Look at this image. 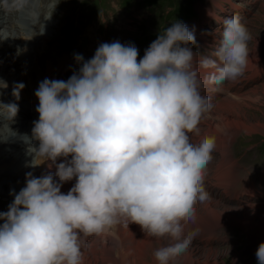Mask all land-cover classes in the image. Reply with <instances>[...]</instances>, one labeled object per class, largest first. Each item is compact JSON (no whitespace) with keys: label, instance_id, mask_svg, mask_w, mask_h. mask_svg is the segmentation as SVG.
<instances>
[{"label":"clouds","instance_id":"9594fccd","mask_svg":"<svg viewBox=\"0 0 264 264\" xmlns=\"http://www.w3.org/2000/svg\"><path fill=\"white\" fill-rule=\"evenodd\" d=\"M251 38L232 13L223 16L215 51L194 50L196 33L176 20L139 57L133 42H102L94 55L76 54L79 68L65 79L44 78L35 89L33 158L48 162L0 211V264H83L81 238L116 224H138L149 236L171 234L155 249L160 264L185 250L204 186L215 138H193L212 103L202 79H236L248 59ZM199 55L201 74L193 68ZM19 82L13 95L19 99ZM9 118L18 105L0 102ZM62 158V159H61ZM75 179L65 193L63 184ZM264 264V241L255 252Z\"/></svg>","mask_w":264,"mask_h":264},{"label":"bare ground","instance_id":"6f19581e","mask_svg":"<svg viewBox=\"0 0 264 264\" xmlns=\"http://www.w3.org/2000/svg\"><path fill=\"white\" fill-rule=\"evenodd\" d=\"M28 1L29 0H0V102L9 103L10 101H5V97L9 96L13 99L11 102L15 103L16 97L9 92L13 91V88L19 82H23L25 85L23 89L20 90L19 94V100L22 102L20 104L16 103L18 105V112L15 118H9L7 110L0 105V109L3 107V110H0V194L4 193L8 196L6 198L7 200H5L8 201V203H11L14 199V195L11 194V191L14 189L18 192L20 188L24 186L25 174L27 172L31 171L34 175L39 176L43 172H55L56 170L55 167L49 169L48 162H44L41 157L36 156L33 158L34 148L32 145L37 142L31 141L30 137L33 121H35L38 116V113L35 111V106L38 104V100L34 92L38 87L39 81H37V83L35 79L31 81L30 75L32 73L30 71H23L20 74L18 72L19 70L16 68L18 65L17 62H19L20 59L16 60L14 58L18 49L24 51L23 53L29 58L30 51L26 49L34 48L35 45V42H32V40H30V43L28 41L31 30H27L26 36L24 33L25 28L20 22H18L22 19L25 21L23 22L25 24L28 22V24L31 25L32 23V20L28 19L29 14L27 11L28 8L26 7ZM254 1L256 2L257 0ZM30 2L28 6L30 5ZM5 4L9 8L10 17H7L6 12H3ZM44 10L45 8L41 7V11L44 12ZM32 27H34V25ZM48 32V26H45L41 31V36L44 40L48 38ZM210 34V32L205 33V35L208 36H210ZM197 40L198 42L200 41L199 37ZM25 45L27 46L25 47ZM35 48L36 56L38 57L40 51L38 47ZM94 52L95 51H93V53ZM254 61L255 59L248 58L247 66H250ZM20 62L21 63L19 64L24 65L28 63L27 65H29V60ZM198 65L199 64L196 61L193 62V68L198 70L202 77L204 70L202 67H198ZM251 71L254 75L255 72L253 70ZM50 72V79H55L53 71L50 70ZM244 76L245 78L243 79L249 78V75ZM225 81L219 82V84L224 87L228 80ZM206 82L209 81L202 79L201 86L203 89L206 88L204 86L209 85L206 84ZM210 89L211 88L209 87L208 90L210 91ZM247 96L249 95L247 94ZM33 99L36 100V102H34ZM222 99L223 97L221 94L217 95L216 99H212L211 105L205 108L199 119L198 125L195 127L192 134L193 138L197 135L202 136L205 134L217 137L220 141L215 140L214 151L218 152L220 157L218 159V157H213L212 155V159L206 166L205 178L208 176V166L213 163V161L215 163V168L212 174L213 180L205 179L207 185H204L206 191L208 193L211 192L209 194L210 198L204 202H197L196 218L195 220L185 218V228L188 227L189 230L200 231L223 222H230L246 229L248 233L253 234L257 240L259 239L262 242L264 241V200L261 199L264 197V193L255 189L253 192L257 194V196L250 199L246 198L244 205H241L240 207L233 205V203H225L227 197L232 193V188L234 187L233 183L237 179L236 173L238 167L237 159L233 157L232 148L231 145H229L233 140V135L227 132L236 131V126H238L236 124L242 123L241 118L242 115H244V112L242 110L243 106L237 102L239 100L235 101L228 98L224 99L225 103L220 104ZM24 100H26V102H24ZM27 102L34 105L33 113L29 110L30 105L28 108L26 107ZM243 125L245 128L244 131H246L247 134L257 131L260 126L259 124V126ZM227 145L229 146L225 148ZM74 183L75 179L65 182L61 191L66 193ZM220 189H223V191ZM222 197L224 198V203L222 202ZM251 199H255L256 201ZM132 225L130 228L128 226L120 228L119 226L115 227V225H113L104 232L91 250L94 252L101 251V253H97L96 256H91V252L87 246V238H92L95 234L82 236L81 251L83 253V264H116V261L109 258L106 254L109 250L113 251L117 248H119L117 252L118 255L112 256L122 260L121 264H152L146 263L140 259L142 256H148V254H144L146 253L145 250L151 247L153 248L154 243L159 247L163 244V238H169V240L174 239V237L172 238L169 234H165L164 237L149 236L138 224L132 223ZM254 227H256V229H254ZM114 241H117V243L114 244ZM98 244L99 246H97ZM106 248L109 250L105 251ZM103 250L105 252H102ZM185 250L187 251L186 256L190 262L189 264H198L199 259H202L203 253L199 247L190 245ZM154 252L152 255H154ZM213 255L214 253H212V256ZM172 258L174 259V257ZM179 261L180 260L178 259V262ZM203 261L206 263L205 260ZM218 262L220 263V261ZM157 263H159V261ZM169 263L170 259L166 264Z\"/></svg>","mask_w":264,"mask_h":264},{"label":"rangeland","instance_id":"374dc122","mask_svg":"<svg viewBox=\"0 0 264 264\" xmlns=\"http://www.w3.org/2000/svg\"><path fill=\"white\" fill-rule=\"evenodd\" d=\"M171 1H173L174 3H167L164 0H56L53 4L58 11L56 16L59 19V23L58 20H55L56 25L52 27L50 38L53 39L57 36H59L60 38L59 40L54 41L53 45H51V43L48 44L47 48L49 50V53L47 55L48 57L52 55L56 56V61L60 60L61 57L65 56L67 53L82 54L85 58L86 56L83 53V50L90 47L89 45H87V38H91L94 43L93 45H95V48H97L98 45L102 42H111L112 39L109 37L117 34L118 38L123 41L122 43L133 42L138 47L139 59L143 56L144 50L150 45L153 40L147 41L145 39H138L143 40L138 41L137 37H139L143 33V29H145V31L149 30L154 34L157 31H163L162 26L168 27L176 20L184 22L186 19L184 20L185 17H180V14L177 15V19L176 17H174L172 20L173 10H175V8H178V10H180V7H178L179 5L182 7V9L192 7L193 5V8L196 11L193 19L185 21L184 23L187 24L190 29H193L195 32L198 31V33L201 34H199L198 37L200 39L199 43L202 45L198 44L196 41L192 45L194 50L198 51L200 54H203L206 51H215L214 45L217 42L219 33L221 31V28H216V26L219 25V20L221 19L222 21L223 16L227 13L238 15L241 18L242 22L246 24L251 36V38L247 42L249 51L255 48H261L263 46L260 44L264 43V0H257L256 2L254 0H210L212 2H216L213 3V6L217 7L214 10L211 7H207V3L209 2V0ZM136 3H140L139 6L135 5ZM202 5L204 6L202 7V11L204 13L200 9ZM92 9L94 11H92ZM52 14H54V11L52 12ZM82 14L83 16L89 14V16L87 15L88 17L86 19H83L82 23H80L79 15ZM216 15L218 16V18L216 17ZM167 16L170 17L173 22L169 23V21L167 20ZM88 23H92L94 25H89ZM45 24H48V26L50 25L48 21H46ZM96 25L101 26V28L97 31L92 27H96ZM116 27L118 28V33H115ZM197 27L199 28L197 29ZM104 32H107L106 36L103 35ZM207 32L211 33L210 36L205 35V33ZM39 42L41 43V48L45 47V44L47 43L44 40ZM137 42H141L142 44L138 45ZM69 49H72L73 51H67ZM255 54L256 53L249 54L248 58L252 59L251 55H253V57H256ZM197 56L200 58L199 55ZM88 57L92 56L90 55ZM199 60L200 59L198 58L194 59V61H197L198 64ZM198 67H201L200 64L198 65ZM16 68L18 70H22L18 67ZM243 78H245L244 75L242 77H239V82H242ZM227 82L228 84L226 83L224 87H222L215 81L206 82V84L209 85L204 86L206 87L204 90L208 91L211 99H216V96L221 94L223 99L220 101V104L225 103L224 99L229 98L235 101L239 100L237 102H239L243 106L242 110L244 112V115H242L241 118L242 123L236 124L238 126H236L237 129L235 132H227L233 135V140L229 143V145L234 143L236 139L235 136L237 133H239V146H243L242 150L240 151H243L246 148H253V150L255 151L260 143H263L262 149L264 150V78H262L261 75H258L253 79V81L248 80L246 85L244 86L246 90L245 92H247L251 98H254L253 100L255 101V104L246 103L245 101L240 99L243 96H245L247 99H250L247 95L241 93H231L230 90L233 86L231 88L229 86L235 85V83L231 80H228ZM209 87L211 88L210 91L208 90ZM28 106L29 105L27 102L26 107L28 108ZM243 124H259L260 126L258 125L259 128L257 129V131L251 134H247L246 131H244L245 128ZM194 129L195 127L189 130V134L191 136ZM214 138L215 140H219L217 137ZM229 145L225 146V148ZM255 155L258 156L257 152L255 153ZM255 164L262 166L260 168H255V170L264 168V159H261L259 157L257 161H255L254 163H250L249 165ZM261 181L262 180H260L258 183L259 189L264 186V180L263 183H261ZM7 197L8 196L4 193L0 194V211L7 210V207L9 205L8 201H5L7 200ZM223 199L224 198L222 197V202L224 201ZM261 200H264V197ZM233 201V199H231L230 201V199L228 198L225 203H233V205L240 207L241 205H244L243 201L245 200H242L239 203ZM0 223H2V221H0ZM131 225L132 223H130L128 227L130 228L133 226ZM217 229H222V231L220 232L219 230L217 233ZM227 229L228 232L226 231ZM254 229H256V227H254ZM185 232L191 233V242L188 246H197L203 253L204 257L202 256V259L205 260L206 263H204V261L200 258L198 264H257L255 252L261 240H257L253 234L248 233L246 229L240 227L239 225H235L230 222H223L216 226H212L200 231H192L187 227L185 228ZM169 235L173 238L171 234ZM168 240L169 238H163L162 243H166V241ZM114 242V244L117 243V241ZM87 246L89 248L88 242ZM97 246H99V244ZM157 247L158 245L154 243L153 248L151 247L145 250L146 253L144 254H148V256H142L140 257V259L145 261L146 263L160 264V261L155 256V254L152 255ZM206 249L208 252L206 251ZM104 250L102 252L108 251L109 249L106 248V250ZM97 253H101V251H96L95 255L93 256H96ZM212 253H214L213 256L216 260L213 258ZM186 255L187 251L183 250V252H180L173 256L174 259L170 258L169 264H189L190 262L188 261ZM178 259L180 260L179 262ZM156 261H159V263H157ZM218 261H220V263Z\"/></svg>","mask_w":264,"mask_h":264},{"label":"trees","instance_id":"16d2710c","mask_svg":"<svg viewBox=\"0 0 264 264\" xmlns=\"http://www.w3.org/2000/svg\"><path fill=\"white\" fill-rule=\"evenodd\" d=\"M155 1V0H154ZM165 2H167V3H170V2H173V1H171V0H164ZM174 3V2H173Z\"/></svg>","mask_w":264,"mask_h":264}]
</instances>
